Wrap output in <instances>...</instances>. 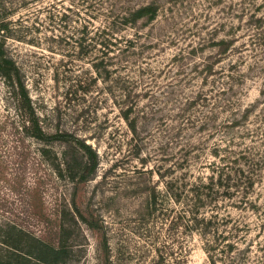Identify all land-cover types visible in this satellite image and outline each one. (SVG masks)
<instances>
[{
  "label": "rangeland",
  "instance_id": "1",
  "mask_svg": "<svg viewBox=\"0 0 264 264\" xmlns=\"http://www.w3.org/2000/svg\"><path fill=\"white\" fill-rule=\"evenodd\" d=\"M148 3L154 18L123 22ZM2 24L43 127L85 139L99 164L85 182L58 175L65 144L42 152L12 133L0 76V218L56 241L64 215L69 264H264V0H0ZM131 102L136 133L121 110ZM243 151L250 202L213 192L201 210L210 228L187 226L171 187L189 189L217 155ZM72 199L100 228L73 221Z\"/></svg>",
  "mask_w": 264,
  "mask_h": 264
},
{
  "label": "trees",
  "instance_id": "2",
  "mask_svg": "<svg viewBox=\"0 0 264 264\" xmlns=\"http://www.w3.org/2000/svg\"><path fill=\"white\" fill-rule=\"evenodd\" d=\"M157 4L148 3L136 9L130 10L122 16L123 22L132 23L144 17L154 18L157 12ZM6 24L0 26V76L5 83L12 108L15 115L11 118L12 133L19 134L23 140L31 137L43 144L42 152H46L52 142L60 141L65 144L62 151V158L55 164L58 175L65 173L68 178L76 182H85L91 179L98 168L99 157L97 151L91 144L87 143L78 135L70 131L48 132L42 125L40 116L34 105V101L29 93L24 74L17 61L9 53L6 47ZM111 29V26H109ZM108 28L104 29L109 31ZM107 36V42H110V35ZM112 34V33H111ZM131 43V42H130ZM219 55L226 54L234 45L233 39L229 41L222 40L219 43ZM219 61H215L217 63ZM214 63V64H215ZM213 62H209L208 72H213ZM108 71V69H105ZM128 96H130L128 94ZM123 110V117L127 121L131 131L137 132L136 119L132 116L134 110L133 103L128 104ZM228 126L240 124L239 119H232ZM218 154V151H216ZM219 157V163L215 164L213 171L206 180L191 183L189 189L183 188L181 191H174L170 195L174 201L183 203L184 216L188 218L187 226H193L200 229L201 223H204L206 229L210 228L212 218H207L202 214V208L213 200H216L212 193L217 196H227L236 201V204L245 206L250 202L251 190L255 179L252 175H247V171H252L247 167L245 153L240 152L234 157ZM244 160V161H243ZM249 166V165H248ZM249 168V169H247ZM161 176H163L161 174ZM252 204V202H251ZM71 212L73 221L82 220L92 228H100L92 215L81 209L75 199L71 201ZM157 206V192L153 188L149 193L148 211L155 213ZM190 224V225H189ZM71 224L63 217L57 230V240L51 241L43 238L22 225L5 218H0V264H69L71 255L74 252V246L69 243L67 235L71 232ZM238 243L231 241L227 246L233 248ZM209 253L214 249L213 245L206 248ZM210 254V253H209ZM211 258L212 255H210Z\"/></svg>",
  "mask_w": 264,
  "mask_h": 264
}]
</instances>
